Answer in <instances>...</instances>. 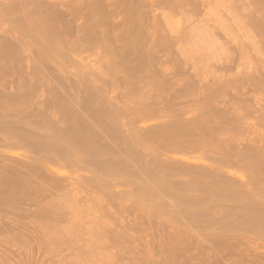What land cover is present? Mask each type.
<instances>
[{
  "label": "rangeland",
  "instance_id": "rangeland-1",
  "mask_svg": "<svg viewBox=\"0 0 264 264\" xmlns=\"http://www.w3.org/2000/svg\"><path fill=\"white\" fill-rule=\"evenodd\" d=\"M68 1L69 6L67 0H63L59 1L58 7L59 12L65 10L62 11V19L67 26L71 27L70 23H73L72 15L67 16L71 8L79 11L83 7L78 13L82 12V16L73 19L82 27L78 30L77 25H72L78 33L71 32L73 29L70 27L71 31L65 28L73 36L82 35L83 39L75 36V40L80 38V42L77 41V46L71 45L74 46L73 52L70 45V48L64 46L68 53L62 51L63 45L60 49L55 41L59 38L51 35L53 42L49 49L53 53L49 56L50 50L47 48V53V49L40 45L42 33L37 28L34 41L37 40L35 43L40 48L35 45L37 53L34 55H39L41 48L46 50L41 51L45 55L29 58L22 49L21 53L0 55V63L10 65L0 73V215L4 214L0 222L3 216L4 220L7 219L6 214L8 218H21L24 214L21 220L27 221L23 223L30 227L29 230L35 228L34 235L39 237L45 245L43 247H64V253L69 255L78 254L79 250L81 264H215L217 260L220 264H251L254 257L261 259L256 263L264 264V185H258L264 182V162H260L264 161L261 159H264V151L261 154L256 152V148L251 149H259L263 145L260 137L252 132H247V135L239 127H233L232 131L238 129L242 132L231 133L234 137L239 135L232 140L230 133H218L220 125L213 126L214 119L207 122L206 118L212 117L207 115L208 112L199 111V106L182 114L174 109L178 114H173L171 107L180 110V103L185 107L184 101H176L177 105L174 102L176 106L172 103L170 107L168 98L166 104L161 101L163 98L159 101L151 99L153 95L167 97L180 85H188L186 89L191 87L192 91L206 90L218 80L220 71L216 72L212 65L215 66L219 58H225L227 54L224 48H218L208 38L209 28L214 27L208 23L221 15H210L204 9L206 15L202 11L196 13L197 17L190 13L188 17L183 12L188 8L190 12V6H185L188 8L184 11L177 8L178 0H172V3L171 0ZM72 2L76 7L80 6L76 8ZM67 18H70V23ZM205 18L211 20L206 28L202 22H207ZM58 23L61 25L60 21ZM192 28L197 31H191ZM53 31L52 28L49 32ZM36 34L40 38L35 40ZM194 40L199 41V45L196 46L198 42ZM206 44L210 47L204 49ZM54 49L61 51L54 53ZM227 51L230 52L231 47L230 50L227 47ZM42 60H48V63H43L47 66L50 63V66H45ZM242 63L237 68L243 69ZM28 64L31 65L30 74ZM237 68L233 71H238L235 74L241 72ZM189 76L193 82L186 79ZM177 81L188 84L184 86L179 82V85ZM207 85L208 88L201 87ZM203 90L200 91L204 93ZM199 102L195 104L199 105ZM217 102L214 100L213 103ZM167 104L170 112L169 108L159 110ZM42 105L47 106L42 112L47 117L40 123L42 117L36 113ZM207 107L204 110L210 109L211 105L207 104ZM49 116L55 118L51 120ZM215 127L218 130H214ZM250 133L260 143L257 138L252 139ZM247 138L250 139V149L246 144ZM50 146L67 159L56 163L55 156L50 159V155V161H45L49 155L46 151L53 148ZM244 147L245 151L240 150ZM35 155L41 156V160L57 169L60 177L66 179L62 187L50 196L52 206L42 199L46 202L45 207L50 205L51 210L39 216L33 215L38 208L36 204L25 201L28 199L20 201L26 189L23 180H18L15 169L12 170L15 168L12 164L17 166L24 161H36L33 159ZM256 155L260 157H257L260 159L258 163L254 160ZM245 157L249 160L244 161ZM5 165L12 171L6 170ZM33 196L28 193V198ZM86 204L92 208L95 205L102 214L94 209L95 212L101 216L93 220L86 217V212L81 210ZM26 208H30L25 212L27 215L23 213ZM3 222L0 223V235L6 232V221ZM24 241L19 242L22 244ZM217 245L220 250L222 245L226 249L228 247L230 254L216 250ZM69 247L72 248L68 250ZM209 258L211 260L207 261Z\"/></svg>",
  "mask_w": 264,
  "mask_h": 264
},
{
  "label": "bare ground",
  "instance_id": "bare-ground-1",
  "mask_svg": "<svg viewBox=\"0 0 264 264\" xmlns=\"http://www.w3.org/2000/svg\"><path fill=\"white\" fill-rule=\"evenodd\" d=\"M59 1H63V0H0V55L12 54L13 52L17 53L20 51V49H22L23 53H25L26 56H28L29 58L38 57L40 54L43 56L44 53H41V51L45 52L46 51L45 49H47V48L49 49L52 47V46H50V44H51V42H53L52 40L55 36L59 38L57 40V38L55 37L56 38L55 41H57V42L59 41L58 43H60V44H58L56 42L58 47L60 48V46L62 47V45H63V48L65 49L64 50L62 48V51L65 52L67 50V48H70V47H71L70 48L71 50L74 49V46H71V45L72 44L75 45L76 43L79 44L77 41H79V39L82 38V35H80L81 36L80 37V36H76L75 34L82 27L78 26L77 22L75 23L73 19H76L81 14H83L81 12V14L78 15V13H80V11L83 10V7L82 8L80 7L82 10H80V8H79V11H78V9H76L74 11H73V8H71L72 10L70 9L71 13L67 14L68 17L70 16V14L73 16V17L70 16L72 18L71 21H73L72 24L70 23L71 22L70 18H67L69 20L68 23H70V25H71V27H70L69 24L67 26L66 23H63L64 19H62L63 18V16H62L63 12L62 11H65V10L61 9L62 10L61 12L58 11L59 10L58 7L60 4ZM167 1H169V0H167ZM68 2L69 1L67 0L66 3L69 6ZM73 2H76V1L73 0ZM73 2H72V4L74 5V7H76ZM165 3L167 4V2H165ZM171 3H172V0H171ZM171 3H170V5L173 6V4H171ZM61 4L64 5L63 2ZM72 4H70V6ZM176 4H174V5H176L177 8H182L181 10L188 8L185 6H190V8H191L190 12H188L189 8L187 9L188 11L185 10L186 12H183L185 14L187 13L188 15H186V16H188V17L192 14H195L197 17L198 15L196 13H200L202 11H203L202 13L205 14L204 9L206 10V12H210V15H211V13H212V15H213V13H218L219 16L221 15L222 17L220 16L221 18L219 17V19L217 18V20L212 19V20H214V22H212V23H208V21L211 22V20H209V19L207 20V18H205L207 20V22L202 21L203 19L199 20V21H202L203 23H205V26H204L205 28L208 27L209 24L214 25V27L209 28V30L210 29L211 30L208 31V32H210V36L208 35L209 36L208 38L213 43H215V45L218 48H220V49L224 48V51H226L225 54H227V55L224 56L225 58H221V59L219 58V61L217 60L218 63L215 64V66L210 64L213 66L212 69H214V68L216 69L215 70L216 72L220 71V73H219L220 76H219V78L216 76L218 79V80L217 79L216 80L218 82L216 81L214 84L211 85V87L213 86L214 89L211 88L209 85V89H211L209 92H208L209 89H206L207 90V92H206L205 89H204L205 90L204 91L203 88H200V90L202 89L204 91V93H202V91H200L199 89H196V87H193V88H195L198 91H196L195 89H193L195 91H192L191 87H188L189 89L188 88L186 89V87L188 86V85L185 86L186 84H188L187 83L188 80H187L185 85L183 83L184 81L183 82L179 81V82H182V84L185 87H181L182 86V85H180L181 83H179L177 81L180 85L177 88L178 90L176 91V89H174L175 92H173V93H171V91L168 94L165 93V94H167V97H165L164 95H163L164 97H162L161 95H158L155 97L153 95L152 98H151V96H149V98H151L152 100H156V101L160 98H163V99H161V101L164 100V103L167 102L166 99L168 98V101H169L168 103H169L170 107H171V104L176 102V101H178L179 103L184 101L186 108L183 107L184 104L183 105H182V103H180L181 105L179 104L181 109L183 107L182 110L180 108H179L180 110H177L176 108L171 107L173 110L175 109L177 112L179 111L178 112L179 114H182V112L183 111L185 112L186 110L191 112L193 108L195 110L199 108V111L202 110L201 112H205V114H206V112H208L207 115L209 114V116H211L212 118H206L207 122L209 120L211 122H213L212 119H214L216 122L215 123L213 122V124H214L213 126H216V124L220 125L219 130L217 129V127H215L214 130L217 129L218 133H221V134H222V132H225L224 135L228 134V133H230V135H232L231 133H233V135L234 134L236 135L237 133H235V132H242V131H244V133H247V132H252L253 134L256 133L255 135L256 136L258 135L257 137H260L259 139H260L261 143H263V145H261V147H259V144H256V146H258L259 149L257 147H253L254 149L253 148H251V149L255 150V148H256V150H257L256 152L260 151V153L262 154V151H264V0H178L176 2ZM78 6H80V5H77V7ZM172 6H171V8H173ZM60 7H61V5H60ZM62 8H64V7L62 6ZM173 9L175 10V8H173ZM178 10L179 9H177V11ZM181 10H180V13H182ZM74 12H75V14H74ZM76 12H77V16H74V15H76ZM174 13H176V12H174ZM189 13H190V15H189ZM60 14H61V16H60L61 18L58 17V15H60ZM216 16L214 18H216ZM74 17H76V18H74ZM199 18H201V17H199ZM181 19H182V17H181ZM181 19H180V22L182 23ZM183 20H185V18H183ZM59 21L61 22V25L58 23ZM192 22L196 24L195 21H192ZM207 23H208V25H207ZM73 24H74V27H75V25H77L76 28H79L76 32L74 31L76 28H72ZM63 25H65L67 27H65ZM200 25H202L201 22H200ZM69 27H70V29L72 28L73 30L71 29L72 30L71 31L70 29H68ZM192 27H194V26H192ZM48 28H50L49 31H52V28H53L55 30V31H53V33L56 32L58 35L56 33L53 34V33H50L49 31H47ZM65 28H67L68 31L69 30L71 32L74 31L73 32V33H75L74 35L76 37H80V38L78 40H75L77 38L72 35L73 33L69 34L70 32H68ZM36 29H37V31L39 30L42 33V36L40 38L39 35L36 34L35 40L37 38H40V40H39L41 43L40 45L44 46V48H45V49L41 48V51L40 50H39L40 52L38 51V53H40V54L37 56H35L36 51L34 50V49H36V46H37L35 43L37 40L34 41V34L36 33L35 32ZM189 30H191V29H188V31ZM65 31H67L68 34ZM183 31H185V30H183ZM191 31H194L193 28ZM195 31H197L196 28H195ZM200 31H202V30L200 29ZM47 32H49V34H50V35H48L49 37H47ZM189 33H193V32H189ZM206 33H207V31H206ZM66 34L70 35V36L68 37ZM51 35H54L53 38ZM36 36H38V37H36ZM71 36L74 38H71ZM194 36L196 37V35H194ZM199 37H201V35H199ZM202 37H203L202 39H204L205 36H202ZM49 38L51 40L50 42L47 41ZM195 40H194V42H196V43L198 42V44L195 43L196 46L199 45V41H195ZM38 43L39 42H37V44ZM47 44L50 47H48ZM77 44H76V46H77ZM69 45H70V47H69ZM39 46H37V47L40 48ZM64 46H66L67 48H65ZM76 46H75V49H76ZM78 46H80V45H78ZM229 46L231 47L230 52L227 51V47L230 50ZM202 47H205V46H202ZM207 47H210V46L207 45L206 48H204V49H207ZM38 48H37V50H38ZM48 49H47V53H48ZM57 50L58 49H56V50L54 49V53L61 51V50H58V51ZM201 50H203V49L201 48ZM52 51H53L52 49L49 51V53H48L49 56L51 53H53ZM66 52L68 53V51H66ZM69 52H71V51H69ZM72 52H73V50H72ZM19 53H21V52H19ZM48 54L46 55V57H48ZM19 55H21V54H19ZM33 55H34V57H32ZM42 56H40V57L43 59ZM46 57H44V59H46ZM43 60H42V63L44 62ZM28 61L30 62V59ZM47 61L45 60V62H47ZM240 63L244 64V66H243L244 70L241 68L240 69L237 68V67L241 66ZM49 64H48V66H50ZM44 65L47 66L46 64H44ZM30 66L31 65L28 64V73L29 72L31 73V71H29ZM9 67H10V65L8 63H0V73H1V70L3 72L5 69H8ZM54 67H51V69L56 70V69H53ZM33 68H32V70H34ZM210 68H211V66H210ZM210 68H208V69H210ZM235 68L241 70V72L239 71L240 72L239 74H235V73H238V71L235 73L233 72ZM46 70L44 69L45 72H46ZM52 70H50V72ZM242 70H243V72H242ZM48 72H49V70H48ZM196 75H195V77H196ZM173 78H174V75H173ZM188 78H190V76L187 77L186 79H188ZM191 79L192 78H190L189 81H192ZM168 81H169V79H168ZM169 82H167V83H169ZM171 82H173V80H171ZM174 82H175V80H174ZM190 86H192V85H190ZM37 87H38V85L34 88H37ZM201 87L208 88V85L207 86H201ZM67 88H68V86H67ZM192 95H194V97ZM199 95H200V98H199ZM191 97H192L191 102H189ZM195 97L198 98V100ZM223 97H224V100H223ZM220 99H221V101H220ZM195 100H197V101H195ZM199 100H200L199 105H198V103L195 104V102H198ZM202 100L207 101V102H203ZM214 100L216 102L220 101V102L215 103V104H218L217 106H215V104L213 103ZM156 101H154V102H156ZM192 101H194V104ZM178 102H176V105ZM208 102H212V103H208ZM222 102H224V103H222ZM200 103H201L202 107L200 106ZM207 104L211 105V108L206 111L204 109L209 108V107H207ZM212 104H214L215 107L213 106V108H212ZM169 105L168 106L163 105L161 107V109H159V110H165L166 111V109L168 110V108H169V112H170L171 108L169 107ZM173 105H175V103ZM194 105H196V108ZM44 106L45 105L40 106V108L37 109L38 111L36 113V115L37 114L39 116L41 115L40 118L42 117V119L39 120L40 123H41V120H43V119L45 120L47 117L43 114L45 111V108H47V106L46 107H44ZM197 106H199V107L197 108ZM189 109H191V110H189ZM213 109H215V110H213ZM34 110H31V111H34ZM173 110H171V112H173V114L177 113V112H175V110L174 111ZM31 111L29 112V114L31 113L32 116L35 115ZM30 115L28 117H30ZM32 116H31V118H32ZM25 117H26V115H25ZM49 118H51V120H52L55 117L49 116ZM56 121L58 122L59 119H57ZM210 121L208 123H210ZM42 123H43V121H42ZM220 123H222V124H220ZM36 126H39V125H36ZM233 127L235 129L239 127V129H241L242 131L241 130L237 131L238 130L237 129L234 132V131H232V130H234ZM220 128L222 129V131L220 130ZM217 130H216V132H217ZM30 132H28V133H30ZM252 133H250V134L252 135ZM230 135H228V137H230ZM233 135L231 136L232 138H230L232 140H234L233 138H236L237 136H239V135H237L234 137ZM241 135H242V133L240 134V136ZM247 135H248V133H247ZM247 135H245V136H247ZM251 135H250V137H251ZM255 135H252L253 136L252 139L257 138ZM224 138L226 140L228 139L226 137H224ZM248 138H249V136H248ZM252 139H251V143H253V141H254ZM259 139H258V143H260ZM232 140H230V141H232ZM238 140H240V139L238 138ZM248 140H249L248 143H246L247 145L250 143V139H248ZM233 142L236 145L235 141H233ZM233 142H232V144H233ZM255 142H257L256 139H255ZM228 145H231V144H229V142H228ZM39 146H41V145H39ZM254 146H255V144H254ZM50 147H53V146H50ZM53 148L52 149L50 148V150L48 149L47 150L48 152L46 151V153H49V155L46 154V155H48V157L46 158L45 161H47V159L51 155L50 159L52 156L53 157L55 156L54 160L56 163H63L65 161V159H67V158H65L64 155H60V153L57 152L58 149H56V148L53 149ZM44 149H46V147ZM248 149H250L249 145H248ZM240 150L245 151L246 149L244 147ZM252 150H250V152ZM41 152H43V151H41ZM247 153H249V152L247 151ZM35 154H37V152ZM40 154H37V155H40ZM244 154H245V152H244ZM37 155H35L36 158H33L35 160L37 159L36 161L30 160V161H24V162L21 161L23 163L17 162L18 163L17 166L15 164H12L13 167L15 166V168L10 166L11 164H7L11 167V169L13 168L12 170L15 169L16 176L18 177V175H19L18 180H23V182H24L23 183L24 188L26 189L24 191H26V192H23V194L20 197V201L22 199H24V200L28 199L25 201H27L28 203H32V204L34 203L37 205L38 208L33 211L34 216H39V215H41L40 213H46V211L51 210V207H48L51 205V202H50L51 197L54 195V193H56L62 187L61 186L62 182L65 183L64 180H66V179L60 177V173L57 169L50 166L44 160H41V156L38 157ZM46 155H44V156H46ZM250 155H251V153H250ZM258 155H256L255 158L259 157ZM247 156H249V154ZM254 156H255V154H254ZM263 156L264 155L262 154V157ZM243 157L244 156H242L241 158H243ZM50 159H48V160L50 161ZM247 159L249 160V158H246V159H244V161H246ZM261 159L264 160L263 158H261ZM54 160H52V161H54ZM250 160H252L251 157H250ZM254 160H256L258 163V160H260V159L257 158ZM256 161L254 163H256ZM43 162H45L46 164ZM260 162H262L261 164H263L264 161H260ZM7 165H5V169L8 168ZM255 165H254V168L257 167V166L255 167ZM184 166L185 165H183V167ZM262 167H263V165H262ZM186 168L188 169L189 167H186ZM11 169L10 170L6 169V170L12 171ZM189 171H191V170H189ZM189 173H192V171ZM262 173H264V172H262ZM263 183H259L258 185H264ZM253 189H255V188H253ZM27 190L32 192V193H30L28 191L30 197H32V195H34L33 198H31V199L28 198ZM25 196H27V198ZM48 197H50V198H48ZM254 198H256V197H254ZM42 199H46V202L50 204L47 206L48 208L45 207L46 202H45V200L43 201ZM30 200H32V201H30ZM249 200L251 202V199H249ZM262 200H264V198ZM20 201H17V202H20ZM41 201L45 202V205ZM258 203H259V201H258ZM22 204H19V205H21V207L23 205H25V204H23V205ZM17 205H18V203L16 204V206ZM28 205H31V204H28ZM99 207H100V205H99ZM29 209L30 208H28V209L26 208V210L24 209L23 213L28 212ZM94 209H96L95 205H94V208H92L87 204L83 205L81 208V210L83 212H86L85 216L92 219V220L101 216L100 214L96 213ZM97 210H98V208L96 209V211ZM262 211L263 210L261 209V213H262ZM97 212H99V211H97ZM99 213H101V212H99ZM25 214L27 215V213H25ZM1 215H4V214H1ZM1 215H0V217H1ZM6 215L8 216V214H6ZM23 215L21 218H23ZM98 215H100V216H98ZM7 216H5V219L7 218L6 220L3 219L4 216L2 217V220H1L2 222H3V220H4V222L6 221V224L4 226V228L6 229V232L3 235H0V238H2L1 243L3 242V244L0 243V264H81L79 262V253H80L79 250L77 251L78 254L69 255L67 253H64V251L62 249L64 247L57 248V246L53 247L51 245L49 247H48V245H47V247H43L45 245H42L43 243L39 239V237H37V235H34L35 234L34 233L35 228L32 227V229H34V230L32 233L33 235H31L32 229L29 230L30 227L29 226L27 227L24 225L23 222L25 220L22 221L21 218L13 217V216L8 218L9 216L8 217ZM2 222H0V223L2 224ZM25 222H27V221H25ZM1 224H0V227H1ZM34 227H35V225H34ZM75 232L77 233V231H75ZM236 239H237V237H236ZM18 240L19 241L25 240L24 243H22V244H24V246L22 244H20V242ZM26 241H28V242H26ZM233 241H232V243L234 244ZM14 242H16V243H14ZM17 242H19V243H17ZM228 243H227V245H228ZM230 243H231V241H230ZM238 243H236L237 244L236 246L237 247L239 246V248H241V246L238 245ZM223 244H224V242H223ZM208 245L209 244H207V246ZM230 245L231 244H229L228 246H230ZM16 246H18L19 248L17 249ZM224 246L222 245V248H221L222 254H223V251L226 253L229 252L228 247L226 249ZM234 246L235 245H233L232 247L234 248ZM22 247H23V249H22ZM217 247H220V246L217 245L215 247L216 250L219 249V248L217 249ZM232 247H229V248H232ZM71 248L72 247H69L68 250H70ZM92 248H94V247H92ZM212 248H214V247H211V249ZM224 248H225V250H224ZM239 248H238V250H239ZM245 248L246 247H244V249ZM236 250L237 249H235V252H238V253L243 252V251H240L241 249L239 250L240 252L236 251ZM245 250L247 251V249H245ZM232 252H233V250H232ZM229 254H230V252H229ZM247 254H249V253H247ZM216 255H218V254H216ZM226 255H228V254H226ZM208 257H209V255H208ZM210 258L207 261H210L211 259H213V258H211V259ZM254 259H255V257H254ZM254 259H253V261H251L252 262L251 264H254V262L256 263L258 260L259 261L261 260L258 258V260L255 259L256 260L255 261ZM262 259H263V256H262ZM215 260H217V259L215 258ZM217 261H218V264H220L219 263L220 261L219 260H217ZM216 262H215V264H216ZM213 263H214V261H213ZM256 264H258V263H256Z\"/></svg>",
  "mask_w": 264,
  "mask_h": 264
}]
</instances>
